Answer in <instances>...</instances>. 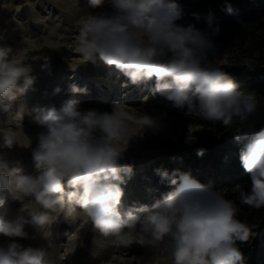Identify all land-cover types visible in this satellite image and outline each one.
<instances>
[{"label":"clouds","instance_id":"9594fccd","mask_svg":"<svg viewBox=\"0 0 264 264\" xmlns=\"http://www.w3.org/2000/svg\"><path fill=\"white\" fill-rule=\"evenodd\" d=\"M105 2L113 12L78 18L71 50L85 62L99 60L115 66L132 84L154 78V95L177 109L186 108L189 115L222 122L237 141L246 140L239 157L250 175L251 190L245 192L239 185L236 190L242 204L264 207V128L256 131L253 119L260 101L240 91L219 61H209L215 45L207 34L175 23L182 17L176 0H88L92 8ZM19 53L0 45V110L5 112L36 80L31 68L14 58ZM240 63L253 65L248 58ZM70 91L86 93L87 89L71 85ZM127 109L116 103L111 112L81 110L78 102L66 101L59 110H34L35 121L44 126L31 153L36 171L26 175L20 161L10 167L0 155V205L8 198L22 203L15 220L0 219V235L10 238L0 244V264H52L48 251L24 247L15 238H28L26 224L50 236L61 215L74 221L77 206L101 238L111 237L118 246L148 244L164 252L172 264H243L237 242H247L251 230L237 218L239 208L187 173L159 172L174 190L151 207L124 208L121 185L132 174L124 153L129 141L139 135L130 132L132 117ZM23 110L24 105H19L18 113ZM135 114L142 132L158 127L152 117ZM16 123L19 127V117ZM13 133L11 128L3 130L0 148L12 149L18 143ZM26 198L39 208H26Z\"/></svg>","mask_w":264,"mask_h":264},{"label":"rangeland","instance_id":"374dc122","mask_svg":"<svg viewBox=\"0 0 264 264\" xmlns=\"http://www.w3.org/2000/svg\"><path fill=\"white\" fill-rule=\"evenodd\" d=\"M193 1L176 0L182 8L181 19L185 23H190L189 13L195 5ZM107 8H111L107 2L103 6L92 8L88 0H0V45L10 46L14 52H20L14 58L29 66L31 75L36 77L34 84L14 101L11 111L0 110V134L11 128L18 141L12 149L0 148V155L4 156L10 167L20 161L24 174L31 175L36 171L31 153L38 143V134L44 131V126L34 119L35 109L55 107L59 110L66 101L78 102L81 110L96 109L107 112H111L113 104L125 105L132 117L129 122L130 132L132 135H139L129 141L124 153V162L131 166L132 174L130 178L126 176V182L121 185L124 191L122 204L125 209L140 205L151 207L175 187L169 180L163 179L159 172L167 170L171 175L174 172L179 173L181 167H185L188 171H197V179H208L207 173L202 169L208 166L207 163L196 167L183 154L189 156V151L210 150L214 144L211 141L201 142L197 133L212 129L211 121L189 115L186 108L177 109L167 99L158 94L154 95V87H148L149 81L134 85L135 88L131 91L122 93L129 86L127 84L132 83L128 77L118 79L122 74L119 70L115 75L106 73L101 81L98 80L99 75H95L93 81H88L90 73L104 70L101 67L105 64L102 61L96 62L90 69L92 62H85L79 54L71 50L75 43L76 21L83 14H97ZM175 23L180 25L181 20ZM194 28L196 29L195 26ZM245 58L250 59L253 65L264 62V19L251 21L230 32H222L214 51L208 53L209 61H219L220 68L244 65L240 61ZM80 74L84 76L78 77ZM106 80L105 87L101 89L99 86ZM116 81L121 83L117 84ZM71 85L86 88L87 92L72 93ZM116 88H119L117 92ZM254 95L260 101V107L253 118L256 127L264 119V95ZM156 100L166 104L163 108L151 107L153 112L156 110L154 117L157 123L159 121L158 127L142 132L136 124L138 117L135 112H148L147 104ZM21 104L24 105V110L18 113V106ZM174 112L182 113L188 122L179 121ZM18 117L19 127L16 123ZM228 130L229 133H234L232 129ZM213 132L219 131L213 129ZM164 142L170 145L164 146ZM161 163L166 165L164 170L161 169ZM208 184L210 185L203 186L222 192L225 199L235 202L239 208L237 218L250 226L251 237L258 236L261 224L257 218L250 217L251 210L241 203L237 185L233 186L228 181L216 184L210 179ZM239 186L243 191L250 192L251 181ZM27 202L28 198L24 203ZM21 207L20 201L8 198L0 205V219L15 220L21 214ZM26 208L38 209L39 205L34 202L27 203ZM24 215L26 219H30L26 212ZM24 231L28 233V238H15V241L24 247L31 246L48 251L52 264H149V261L152 264H172L164 252L148 244L133 242L128 247L135 244L143 247L129 256L131 249L126 250L125 247L116 245L111 237L101 238L79 206L76 207L74 221L65 220L61 215L51 226L48 237L31 224H26ZM9 239L0 235V244H6Z\"/></svg>","mask_w":264,"mask_h":264},{"label":"trees","instance_id":"16d2710c","mask_svg":"<svg viewBox=\"0 0 264 264\" xmlns=\"http://www.w3.org/2000/svg\"><path fill=\"white\" fill-rule=\"evenodd\" d=\"M193 2L195 5L189 13L190 23H185L180 18V25L187 27L189 24H193L198 31L207 34L214 45L220 40L222 32H230L251 21L264 19V0H194ZM229 7L231 12L228 11ZM221 70L239 85L240 91L246 94L264 95V62L251 67L246 65L227 66ZM154 86L155 81L150 80L148 87ZM174 114L180 119L179 121L188 122L182 113L174 112ZM210 126L212 129H205L197 133L201 142L211 141L214 144L210 150L203 151L202 155H199L198 151H189V156L183 154L187 161L196 167L207 163L208 166L202 169L207 173L205 174L208 179H197V171H188L185 167H181V171L176 174L187 173L199 184L204 183V186L210 185L208 184L209 179L216 184L228 181L233 186L251 181L250 175L245 172L239 157L240 150L247 141H237L234 133H229L228 128L222 122L213 123L211 121ZM261 128H264V119L255 127V130L258 131ZM213 129H217L219 132L214 133ZM162 144L170 145L168 142ZM161 167L164 170L166 165L161 163ZM243 205L246 209L251 210L250 217L257 218L261 224L258 236H250L247 242H237V247L243 256V264H264V207L256 209Z\"/></svg>","mask_w":264,"mask_h":264},{"label":"bare ground","instance_id":"6f19581e","mask_svg":"<svg viewBox=\"0 0 264 264\" xmlns=\"http://www.w3.org/2000/svg\"><path fill=\"white\" fill-rule=\"evenodd\" d=\"M103 6V5H102ZM104 12H113V9L112 8H107L106 10H104ZM97 63H101V61H97ZM103 63V62H102ZM96 64V63H95ZM94 63H91V66H89V68L91 69V68H93L94 67V65H95ZM99 65V64H98ZM96 67V66H95ZM97 68V67H96ZM101 68H104V70H101V71H93V72H91L90 73V77H89V80L88 81H93L92 79L93 78H95V75H99V77H98V80L99 81H101L100 79H101V77H103V75H105L106 73H114V75H115V72L116 71H118L116 68H115V66H108V65H104L103 67H101ZM100 68V69H101ZM123 74V73H122ZM121 74V76L118 78V79H120V80H122L124 77H126L125 75H122ZM110 75V74H109ZM82 76H84V74H82ZM81 76V74L80 75H78V77H82ZM118 76V75H117ZM114 77V76H113ZM77 78V77H76ZM83 78H85V77H83ZM127 78V77H126ZM79 79V78H78ZM107 82V80L106 81H104V82H102V84L99 86L101 89H103L104 87H105V83ZM127 85H129L128 87H126L125 89H124V91L122 92V93H127L128 91H131L132 90V88H135V84H132V85H130V83L129 84H127ZM117 90H119V88H116L115 89V92H117ZM137 90V89H136ZM135 90V91H136ZM134 92V91H133ZM166 105V104H165ZM165 105H164V102H162V101H159V100H156V101H151L150 103H148L147 104V106H148V112H146V113H144V114H146V115H148V116H150V117H152L153 119H155V112H156V110H154V112L151 110V107L152 106H157V107H165ZM156 109V108H155ZM159 119V118H158ZM157 120V119H156ZM160 120V119H159ZM161 121V120H160ZM158 123H159V121H158ZM142 247L143 246H140V245H132L131 247H128V248H124V249H126V250H132V252H130V254H129V256L131 255V254H133V252H135V253H137L139 250H141L142 249ZM134 261H136V260H134Z\"/></svg>","mask_w":264,"mask_h":264}]
</instances>
